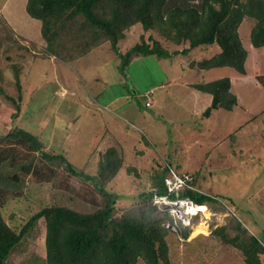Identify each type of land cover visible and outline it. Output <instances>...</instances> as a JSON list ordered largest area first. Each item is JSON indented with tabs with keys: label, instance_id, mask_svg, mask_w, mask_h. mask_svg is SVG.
Returning <instances> with one entry per match:
<instances>
[{
	"label": "rangeland",
	"instance_id": "1",
	"mask_svg": "<svg viewBox=\"0 0 264 264\" xmlns=\"http://www.w3.org/2000/svg\"><path fill=\"white\" fill-rule=\"evenodd\" d=\"M16 1L0 9V150L13 147L18 161H31L39 170L42 168L44 176L14 171L20 180L16 186L19 191L11 190L1 201L5 221L17 230L45 206L62 205L80 212L103 206L92 183L61 168L55 171L41 161L38 152L2 139L17 126L38 135L44 150L63 153L70 163L90 175L96 174L106 149H123V168L105 184L107 190L119 195L117 216L136 213L141 217L151 210L142 204L145 209L140 213L139 195L147 192L154 171H160L166 163L178 172L193 173L197 189L230 198L233 203L224 201L214 205L215 212L209 208L208 213H201V220L195 217L197 223L190 226L185 241L173 231H166L171 264H241L242 252L223 242L213 230L226 225L233 233V225L239 222L247 235L264 234V88L256 79L264 75V46L251 45L254 19L245 16L238 28L247 50L245 74L226 65L209 69L188 66L192 60L210 58L219 52L216 43L170 57H135L123 74L109 44L97 46L70 62L43 53L40 21L33 18L38 22V26L33 22L34 31L22 17L27 0ZM8 25L19 35L28 31L35 47L30 42L25 49L21 45L24 41L12 36ZM150 34L153 33L143 31L140 24L133 25L118 41L119 51L124 52L141 39L147 41ZM160 41L170 52L188 48L187 43ZM220 77L230 78L237 104L229 110H212L205 117L201 113L211 97L189 84ZM192 93L201 98H194ZM146 94L149 107L145 106ZM6 95L15 99L21 95L20 111L14 118L15 106ZM161 214L153 210L151 213L153 217ZM44 236L45 221L40 218L30 235L11 251L6 264H46ZM260 259L264 264V253ZM137 264L144 262L138 259Z\"/></svg>",
	"mask_w": 264,
	"mask_h": 264
},
{
	"label": "trees",
	"instance_id": "2",
	"mask_svg": "<svg viewBox=\"0 0 264 264\" xmlns=\"http://www.w3.org/2000/svg\"><path fill=\"white\" fill-rule=\"evenodd\" d=\"M25 10L41 23L40 35L45 43L43 53L70 62L97 46L109 44V48L119 58L118 69L123 74L135 57H170L212 43L218 45L219 52L210 58L192 60L188 66L209 69L226 65L245 74L247 50L238 31L245 16L254 19L250 30L251 45L264 46V0H27ZM135 24H140L143 31L153 34L148 36L147 41L141 39L124 52L119 51L118 41ZM8 28L12 36L26 41H21V45L27 49L31 41L16 34L9 25ZM164 39L174 44L187 43L188 48L170 52L160 41ZM14 77L20 94L17 70L14 71ZM256 79L264 88V75H258ZM191 86L211 97L209 106L202 113L205 117H209L212 110H229L237 104L229 77L192 83ZM0 92H3L2 88ZM145 97V106L149 107L146 103L150 98ZM6 98L15 106L14 118L20 111L21 95L17 99L10 95H6ZM2 139L9 144H22L30 151L38 152L41 161L52 166L55 171L61 168L71 176L92 183L102 197L103 206L92 212H80L62 205L45 206L31 214L17 230L5 221L0 210V264H6L11 251L30 235L40 218L45 221L46 264H137L138 259L144 264H171L166 241V231L169 229L163 225L171 218L168 213L161 214L152 203L154 196L167 191L164 178L170 168L174 169L170 163H166L160 171H154L147 192L139 195L141 206L146 204L151 210L141 217L136 213L117 216L115 204L119 195L107 190L105 184L123 168L120 155L123 149L115 146L106 149L98 162L96 174L90 175L70 163L63 153L53 149L44 150L42 139L25 128L14 126ZM13 150V147L0 150V207L6 194L11 190L19 191L16 186L20 180L14 171L24 174L36 172L38 177L44 176L42 168L39 170L31 161H18ZM184 172L189 173L192 180L190 187L180 190V196L190 198L196 204H205L214 212V205L224 204L227 200L233 203L230 198L197 189L194 174ZM141 209L140 213L143 214L144 206ZM152 210L162 216L153 217ZM227 229L226 225H221L213 233L242 252L244 260L241 264H262L260 256L264 253V234L247 235L239 222L233 225V233ZM189 230L190 227H178L174 233L185 241Z\"/></svg>",
	"mask_w": 264,
	"mask_h": 264
},
{
	"label": "built area",
	"instance_id": "3",
	"mask_svg": "<svg viewBox=\"0 0 264 264\" xmlns=\"http://www.w3.org/2000/svg\"><path fill=\"white\" fill-rule=\"evenodd\" d=\"M146 96L148 95L146 94ZM146 105H150L149 100ZM191 180L192 176L189 173H180L170 168L164 178L166 193L153 197L152 203L157 210L169 214L171 220L165 221L163 225L173 232H177L178 227H190L193 225L195 217L201 220V213L204 215L209 211L208 206L196 204L192 199L180 196V190L186 186L190 187Z\"/></svg>",
	"mask_w": 264,
	"mask_h": 264
},
{
	"label": "crops",
	"instance_id": "4",
	"mask_svg": "<svg viewBox=\"0 0 264 264\" xmlns=\"http://www.w3.org/2000/svg\"><path fill=\"white\" fill-rule=\"evenodd\" d=\"M18 2L20 0H17ZM16 1V2H17ZM10 2H14V0H3L2 3L0 4V9H6L7 6L9 5ZM26 3V2H25ZM26 11L22 12V17H24L25 21L27 22L28 26L31 27L33 30L35 29L34 27V23H37V26H38V22L36 19H33L32 17H30L27 13H25ZM15 13L17 14V12L15 11ZM15 14V16H16ZM13 16V18L15 17ZM26 16V17H25ZM35 31V30H34ZM39 31H40V25H39ZM22 37H24L25 39H27L28 41H30V38H29V34H28V31L24 33V36L21 35ZM28 36V37H27ZM38 40V39H37ZM26 42V41H25ZM192 83L189 84V86H191ZM193 97L196 98V99H200L201 97L198 95V94H194L192 93ZM202 101V100H201ZM159 108V107H158ZM198 109H194V113L195 114H199L197 113ZM202 114V113H201ZM120 148V147H119Z\"/></svg>",
	"mask_w": 264,
	"mask_h": 264
},
{
	"label": "clouds",
	"instance_id": "5",
	"mask_svg": "<svg viewBox=\"0 0 264 264\" xmlns=\"http://www.w3.org/2000/svg\"><path fill=\"white\" fill-rule=\"evenodd\" d=\"M204 205H205V204H204ZM206 206H207V205H206ZM194 223H197V222H194ZM194 223H193V224H194Z\"/></svg>",
	"mask_w": 264,
	"mask_h": 264
},
{
	"label": "bare ground",
	"instance_id": "6",
	"mask_svg": "<svg viewBox=\"0 0 264 264\" xmlns=\"http://www.w3.org/2000/svg\"><path fill=\"white\" fill-rule=\"evenodd\" d=\"M204 209V208H203Z\"/></svg>",
	"mask_w": 264,
	"mask_h": 264
}]
</instances>
